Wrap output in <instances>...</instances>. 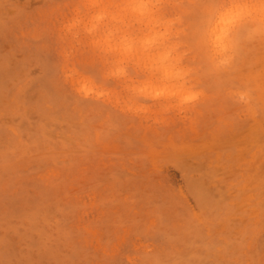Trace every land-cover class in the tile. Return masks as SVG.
Segmentation results:
<instances>
[{
	"label": "rangeland",
	"instance_id": "obj_1",
	"mask_svg": "<svg viewBox=\"0 0 264 264\" xmlns=\"http://www.w3.org/2000/svg\"><path fill=\"white\" fill-rule=\"evenodd\" d=\"M78 2L0 0V264H262L264 51L188 48L200 99L166 109L61 38Z\"/></svg>",
	"mask_w": 264,
	"mask_h": 264
},
{
	"label": "clouds",
	"instance_id": "obj_2",
	"mask_svg": "<svg viewBox=\"0 0 264 264\" xmlns=\"http://www.w3.org/2000/svg\"><path fill=\"white\" fill-rule=\"evenodd\" d=\"M176 3L184 7L167 10L161 7L163 4ZM205 3L231 4L232 0H80L59 22L58 32L66 42L87 46L96 52V41L109 37L120 38L123 32L117 31V28H130L136 35L138 46L148 47L157 53L169 52L166 64L170 70L181 72L180 78L152 81L163 90L161 96L155 97L156 105L166 109L190 110L200 99V93L190 87L186 74V50L190 48L188 39L194 34L186 25L195 16L200 21V32L208 28V10L196 7ZM169 35L171 39H168ZM257 46L264 51V34L258 18L240 31L234 50L225 53L209 44L196 52L202 57L203 70L223 75L236 61L238 54ZM229 57L231 62L224 63ZM106 65L111 70L118 67L113 63ZM148 102L152 103V100Z\"/></svg>",
	"mask_w": 264,
	"mask_h": 264
},
{
	"label": "snow or ice",
	"instance_id": "obj_3",
	"mask_svg": "<svg viewBox=\"0 0 264 264\" xmlns=\"http://www.w3.org/2000/svg\"><path fill=\"white\" fill-rule=\"evenodd\" d=\"M161 7L167 10L184 6L176 3L163 4ZM196 7L208 10L209 26L203 32L198 30L188 39L189 46L195 51L203 50L209 44L225 53L230 49L234 50L237 47V36L240 31L257 18L260 20L261 32L264 34V0L258 2L232 0L231 4L205 3ZM117 31L123 32V36L115 39L109 37L95 42L99 59L104 64L118 65L108 74L109 77L151 82L181 77V72L170 70V66L166 64L170 56L169 52L157 53L148 47L138 46L135 33L128 27H118ZM168 39H171L170 35ZM230 62V57L224 61V63ZM143 91L141 89V92ZM162 94L163 90L158 91L156 96ZM158 264H173V262L162 260Z\"/></svg>",
	"mask_w": 264,
	"mask_h": 264
},
{
	"label": "bare ground",
	"instance_id": "obj_4",
	"mask_svg": "<svg viewBox=\"0 0 264 264\" xmlns=\"http://www.w3.org/2000/svg\"><path fill=\"white\" fill-rule=\"evenodd\" d=\"M83 82H84V85H83L84 88H86L88 84L91 85L90 91H95V89L97 88V86L94 85V83L90 79H84Z\"/></svg>",
	"mask_w": 264,
	"mask_h": 264
}]
</instances>
